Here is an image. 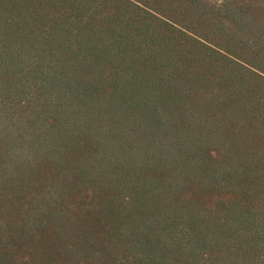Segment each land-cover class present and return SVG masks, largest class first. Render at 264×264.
I'll use <instances>...</instances> for the list:
<instances>
[{
    "label": "trees",
    "instance_id": "16d2710c",
    "mask_svg": "<svg viewBox=\"0 0 264 264\" xmlns=\"http://www.w3.org/2000/svg\"><path fill=\"white\" fill-rule=\"evenodd\" d=\"M31 1L44 5L50 3V7L38 8L33 4L24 10L22 6L23 11L18 13L21 15L11 24H8L5 14L0 11V35L3 37H0V40L6 42L3 51L9 53L12 50L13 52L11 45L20 47L29 45L32 46L33 53L38 58L29 72L20 78L14 68L16 63L14 57L6 54L8 64L3 59L4 62L0 64L3 67L0 71L10 75V78L7 77V81L3 79L4 77H0V105L10 115L11 126L13 125L11 116L14 114L19 123L31 118H25L28 114L32 116L34 122L44 111L53 116L50 118V123L47 121L44 124L42 120L44 125L40 127L38 134L30 137L27 131L21 133L26 134L18 136L20 140L22 139L19 144H24L22 146L33 157L32 159L43 160L44 163L58 160L59 166H54V169H57L59 177L64 182H70L73 176H77L81 178V184L95 182L90 186L94 189L93 185L96 184L98 194H102L103 201L106 198H103L104 195H111V198L107 196L106 204L97 196L98 201L95 200V205L99 213L100 207H103L110 214V218L120 214L122 219L126 209L129 208L130 214L134 215L135 219L141 222L156 219L157 224L161 225L163 218L169 219L164 212L168 214L169 211H173L172 215L179 219L178 230L169 229L172 219L165 224V234L157 245H154L152 238L144 235L143 230L137 228L139 234L144 235L142 242L137 240L139 247L134 245L136 239L133 238V234L123 235L126 224L122 221L118 226L116 221L113 223L116 229L113 235L117 234V238L110 234V237L104 239L112 244V247L108 245L110 255L116 256L125 250L139 264H169L170 262L171 264H215L216 261L228 264L227 261L234 255L230 251L223 257L219 252L214 253L219 256L218 260L214 259V254L211 258L212 253L209 257H207L208 253L205 254L203 258L196 251L200 241L213 249L218 243L206 237L193 239V236L200 231L196 230L193 218L186 208L193 205V202L199 203L195 198L200 195L192 192L189 201H186L185 192H183L186 186L179 182V176L175 174L178 171L181 177L182 173L183 181L186 176L199 181L197 191L205 192L212 185V179L215 178L213 176L222 173L234 174L236 172L232 170L234 164L229 163L226 168L221 162L211 160L202 162L197 159L200 165L193 168L188 164L189 160L185 161L186 159L178 160L177 157H172L170 161L166 157L168 154L163 150L165 145L163 141L167 135H170L169 133L178 132L179 122L185 121L186 118L182 119L179 117L180 114L190 110L191 119L199 118L205 124L207 112L212 109H218L223 113L224 118L230 115L224 127V139L230 142L232 147L230 153L231 150L234 154L241 151L235 143L243 141L250 135L258 134L255 136L262 139L259 127L264 128V110L258 109L257 103L260 96L257 97L251 82L247 84L248 81H245L240 73L243 68L234 63V69L229 70L240 71L239 76L233 71L222 72V76H216V73H208L206 68L202 69L201 66H196L192 62L181 61L180 63L176 59L178 57L176 46L167 47V44L160 42L169 38L162 36L159 30L156 32V29L149 24L146 26L143 24L145 20L143 10H140L141 15L134 16L133 11L130 10L131 14L127 19L113 18L117 17L118 13L107 16L104 22H97L98 20L93 16L100 14L97 7L101 5L96 0L95 6L94 3L86 2L87 0ZM115 4L119 8V1H115ZM136 9L138 12L139 9L137 7ZM84 17L89 21L83 23ZM105 22L104 28H96L97 25L101 26ZM33 24H35V32L31 34L34 29ZM22 29L29 37L26 41L25 35L23 40H20L22 34L19 32ZM1 53L4 54L2 51ZM17 59L21 60V58ZM208 74L212 76V80L208 78ZM252 74L250 72L251 77L254 75ZM28 83L33 84L29 87ZM211 85L215 86L214 96L205 98L209 102L200 106L197 103L198 100L189 92L191 89L194 91L195 86H199L206 92L211 89ZM21 92L31 97L29 96L30 98L25 101L22 108L17 109L14 108L12 97ZM53 92L58 98H52ZM219 96L221 100L213 99ZM187 98L191 106L186 105ZM52 100L57 101V104L54 105ZM217 122L220 123L221 119ZM243 122L245 126L248 124L245 127L248 133L245 128L240 130ZM252 122L257 126V132H253ZM235 127L238 129L233 131ZM159 134L162 138L157 143L152 142ZM208 135L207 130L202 133V137ZM15 138L10 135L7 137L0 135L3 143L2 148L0 147V190L6 187L20 190L19 181H16L14 173L11 174V169L14 168L15 171L19 166L18 163L11 161L12 153L6 148L9 146L10 149ZM261 144L263 143L260 141L256 143L260 148L259 156L249 152L244 154L242 151L237 154L241 157L240 171L245 175L243 181L246 182V186L252 182L251 173L258 166H264ZM176 151L178 153L180 149ZM200 153L198 150L194 152V156ZM159 155H165V159H161ZM37 160L35 165L23 166L28 167L21 171L29 178H22V185L24 180L32 181L34 177L39 178V175L43 173L41 169L36 170ZM161 160H164L163 163L166 164L165 170L172 171L171 177L164 172L163 164L159 163ZM180 165L181 169L177 170V166ZM29 168L31 170H28ZM262 179H264V173ZM236 181L219 185L230 187L233 184L235 188H240L242 177L236 178ZM242 191L243 193L239 194H247V196L250 192V190L246 192L247 189ZM118 195L122 197L117 199ZM51 199L53 197L38 198L34 201L35 206L44 207L43 204L50 202ZM61 200L63 201L62 195L59 196V201ZM51 204H58V202L51 200ZM220 206L226 212V223L221 226L222 230L230 227L232 219L237 220L240 215L248 211L246 207L238 210L237 204H221ZM185 211L187 215L184 217L178 214ZM218 213H222L221 210ZM48 220L50 219L38 220V224L32 225L31 232L51 223ZM260 221L264 224V217L253 220V223ZM259 224L255 228L262 229ZM184 227L185 232H183ZM233 233H235L234 237L233 234L230 235L232 239L239 238L238 229ZM263 234H259V237L261 238ZM81 235L84 242L80 240L81 237H78L80 242L91 244L90 237ZM174 235L178 236L174 237ZM111 237L114 238L111 240ZM132 246L135 248L132 249ZM88 247L90 248L91 245ZM241 247L243 245H240L237 250H241ZM39 248V257H37L38 254H31V258L22 263L60 264L63 261L62 256L41 250L40 244ZM73 248L81 247L76 248L74 245ZM100 250L99 244L98 249H95L98 260L94 264H106L104 257L100 255ZM136 250L140 254H136ZM77 255L76 250L70 251L69 255H66L68 258L64 257L65 264H74ZM241 255L244 264H255L249 250H245ZM123 259H126V255ZM5 262V255L0 254V264H6ZM113 262L115 264L117 258H114ZM125 262L128 263L127 260Z\"/></svg>",
    "mask_w": 264,
    "mask_h": 264
},
{
    "label": "rangeland",
    "instance_id": "374dc122",
    "mask_svg": "<svg viewBox=\"0 0 264 264\" xmlns=\"http://www.w3.org/2000/svg\"><path fill=\"white\" fill-rule=\"evenodd\" d=\"M96 1L101 5L97 7L101 15L98 14L96 17L95 15L93 16L94 19L96 18L98 20L97 22H104V18L107 16H114L118 13L117 17L113 18L127 19L131 14L130 10L133 11V16L135 14L141 15L142 12L140 10H143V16L145 17L143 24H145V26L149 24L153 29H156V32L159 30L162 36L169 38L167 40L163 39V41L160 42L167 44V47L176 46V52L178 53L176 59H178L180 63L192 62L196 66H201L202 69L206 68L208 73H216V76H222V72L230 73L229 71H233V73L239 76L240 71L236 69L229 70L235 67L234 63L239 65L243 68V71L240 73L243 75L244 80L248 81L247 84H249L250 81L256 91L257 97L260 96L257 103L258 109L264 110V0ZM115 1H119V8L116 6ZM86 2L91 4L94 3L95 6V0L94 2L92 0H87ZM33 4L38 8L50 7V3L47 5L43 3L37 4L31 0H0V11L5 14L8 24H11L13 20H17L21 15L18 13L23 11L22 6L24 10H27ZM136 7L139 9L138 12ZM87 21L89 20L86 17L82 20L83 23ZM33 26L34 29H32L31 34L35 32V24H33ZM105 26L106 22L101 26L97 25L96 28L101 29ZM19 33L22 34L20 40H23L25 32H23L22 29ZM0 37H2V35H0ZM28 39L29 37L25 35V41ZM5 43L6 42H3V40H0V52L2 51L4 53L3 55L2 53L0 54V64L4 62L3 59L8 64L6 54L12 55L14 61H16L14 68L18 72L17 76L22 78L38 61V58L33 53L34 49L32 50V46L30 47L29 45L24 47L11 45L13 52L11 50L9 53H5L3 51L5 49ZM11 48L9 47V49ZM6 49L8 50V48ZM31 57L34 58L29 59ZM17 58H21V60ZM2 67L3 66H0V68ZM250 72L255 76L252 74L253 77H251ZM0 77L7 79V77L10 78V75L1 72ZM208 78L212 80V76L209 75ZM32 84L33 83L28 86L30 87ZM189 93L198 100L197 103L200 106H204L203 104L205 102H209L208 99L205 98L214 96L215 86L211 85V89L206 92L205 90H201L199 86H195L194 91L191 89ZM29 96L31 97V95L24 92L13 96L14 108H22L25 101L30 98ZM55 97L58 98L53 92L52 98ZM216 98L221 100L220 96L213 99ZM52 103L56 105L57 101L52 100ZM64 103L66 104V101ZM185 103L187 106L192 105L188 98ZM212 104H214V102ZM44 112L40 115L41 120L39 116L38 119H35V122L31 115L25 114L27 115L25 118H31L24 119L23 122L20 121L19 123V120L17 121L14 114L11 116L13 121V125L11 126L10 115L4 111L2 106L0 107V135L4 137L9 135L16 137L15 141L10 145V149L8 148L9 146L6 148L13 154L10 156L11 161L18 163L19 167H17L15 171L14 168L11 169L12 172H10L11 174L14 173V176L17 178L16 181H19L18 185L20 189L14 190V188L6 187L0 190V254L5 255V263L21 264L22 262H27V260L31 258V254L37 255L39 253L40 244L41 250H45L46 253H55L58 256H62L63 261H61L60 264H65L64 257L68 258L66 255H69L70 251L73 250H76L78 253L74 264H94V262L98 260L95 249H98L100 244V255L104 257V262H106V264H114V258H117L115 264H139L133 256L128 255L125 250L124 252L116 254V256L110 255L108 252L110 251L108 250V245L112 247V244L104 239L110 237V234L113 235V232H115L116 229L113 223L117 221L118 226H120L123 221L126 224L123 235L133 234V238L136 239L134 245L139 247V242H142L145 234L153 239L154 245H157L165 234V224L172 219L170 220L171 222L169 221L170 223L168 222L169 229L178 230V226L180 225L179 219L175 218L174 214L172 215L173 211H169L168 214L164 212V215L169 216V219L164 220L163 218L161 220V225L157 224L156 219L146 222L135 219L134 215L130 214L129 208L126 209L122 219L120 214L117 217L113 215L114 217L112 216L110 218V214H108L103 207H100L101 212L99 213L95 205V200L98 201V197L101 201L103 200L101 198L102 194H98L96 184L93 185L95 186L94 189L90 186V184H94L95 182L81 184V178L73 176L70 182L66 183L59 177L57 169H54V166H59L58 160L55 159L54 161L44 163L43 160L32 159L33 157H31L26 148L22 146L24 144H19L22 139L20 140L18 136H24L26 134L21 133L27 131L30 137H32L40 132V127L44 125L45 122H51L50 118L53 115ZM222 116L223 113L218 109H212L207 112V119L204 124L199 118L191 119L190 110H188L187 113L180 114L179 117L186 119L183 122H181V120V123L179 122L178 132H174L173 134L169 133L170 135L166 136L163 141L165 144L163 150L168 154V156H166L168 160L172 157H177L178 160L186 159L185 161L188 162L189 160L190 163L188 164L193 168L200 165L197 159L202 162H207L208 160L221 162L222 166L226 168H228L229 163L234 164V168L232 169L236 171L234 174L222 173L221 175L217 174L213 176L215 178L212 179V185L205 192L197 191L200 184L199 181L193 180L192 177L188 176H186V179L183 181L182 177H184V175H182V173L181 177L178 171L175 174L179 176V182L184 183L186 186L183 191L185 192L184 198L186 201H189V196L192 192L200 195L195 198L199 203L195 204L193 202V205L186 208L189 211V215L193 218V224L196 230L200 231V233L197 232L193 236V239L196 240L206 237L212 242L218 243L214 245L215 250L211 248V246H206L205 243L200 241L196 246V251L203 258L207 253V257L212 253V258L213 254L217 252L223 257L226 256L225 253L230 251L234 253V255L227 261L228 264H244L241 254L245 252V250H249L255 264H264V224L261 223L262 221L253 223V220H259L264 217V179H262L264 166H258L259 169L257 168L251 173L252 175L250 177L252 182L246 186V182L243 181L245 175L240 171L241 157L237 156L241 151L244 154L249 152L259 156L258 151L260 153V148L256 145L257 141L263 143L260 146H262L264 153V128L261 129L259 127L262 139H260L259 136H255L258 134L250 135L244 138L243 141H237L235 143L241 151L234 154L233 150H231L230 153V148H232L231 143L224 139V127L230 115L226 118ZM216 119H221V122H217ZM30 120L31 122L29 123ZM42 120H44V124ZM242 125L243 128L241 127L240 130L244 129L248 124L245 126L243 122ZM252 125L254 128L253 132H257V126L253 124V122ZM238 127H235L233 131H236ZM206 130L209 135L202 137V133ZM246 130L247 128H245V131ZM246 132L248 133V130ZM161 138L159 134L155 136L152 142L157 143ZM2 144V140L0 139V147L3 146ZM178 148L181 152L179 151L177 153L176 150ZM198 150L201 152L200 155L194 156V152ZM165 155H159V157L165 159ZM36 160V170L41 169L43 173L39 175V178L34 177L32 181H29L30 179H28V181L24 180V185H22L21 179H24V177L29 178L28 175L21 171L24 168H28L23 166L29 164L35 165ZM163 161L164 160H161L159 163L163 164V169L165 170L166 164L163 163ZM262 162L264 163V155ZM176 163L178 165L177 161ZM181 165L177 166V170L181 169ZM170 166L174 167L173 165ZM28 170L31 169L29 168ZM54 170H56V172ZM183 171L186 170L183 169ZM164 172H167L169 177L172 176V171L165 170ZM241 177L242 184L240 188H235L233 184H231L230 187L219 185L237 182L236 178ZM260 178L261 180H259ZM7 180L10 181L9 179ZM241 189L245 191L247 189L246 192L250 190L248 196L247 194H239L243 193ZM60 195H62V202L59 201ZM107 196L110 198L112 197L111 195H104L103 198L106 197L105 201H103L105 202L104 204L108 201ZM42 197H53L51 200L58 202V204H51L50 200V202L47 201L43 204L44 207H36L34 201ZM119 197H122V195H118L117 199H119ZM221 204H237L239 206L237 208L238 210L246 207L248 211L240 215L237 220L232 219L230 227L226 230H222L221 226L226 223V212L225 209L220 206ZM111 209L113 208L111 207ZM39 210L44 212H39ZM79 210H81V214L77 213ZM220 210L222 213H218ZM178 214L184 217L187 215V211L182 213L178 212ZM46 218H49L50 220L48 221L51 223H47L44 228H36L34 232H31L33 224H38V220H46ZM257 224H259L262 229H257L258 227L255 228ZM28 228L30 230H28ZM137 228L143 230L144 235H140ZM237 229L239 238L232 239L230 235L233 234L234 237L235 233L233 232H236ZM185 231L186 229L184 227L183 232ZM65 232L67 234L69 233V235L64 236V234H66ZM81 234L87 235L86 237L88 238L90 237L89 240L91 244H83L80 242V237V240L84 242V238ZM259 234H263V236L260 238ZM113 236L117 238V234ZM177 236L178 235H174V237ZM114 237L110 239L112 240ZM137 240L139 241L138 243ZM74 245H76V248L79 246L83 249H75L73 248ZM86 245H91V247L89 248ZM240 245H243V247H241V250H237ZM128 246L129 245H127V247ZM133 248L135 247L132 246V249ZM45 251H43V254H45ZM136 254H140V252L136 250ZM124 255H126V259H123ZM37 257H39V254ZM218 257L219 256L214 254L215 260H218ZM125 260H127L128 263H126ZM169 264H171V262ZM215 264H221V262L216 261Z\"/></svg>",
    "mask_w": 264,
    "mask_h": 264
}]
</instances>
